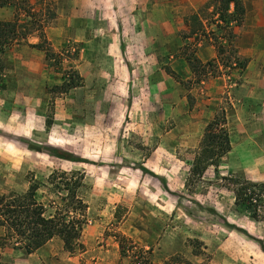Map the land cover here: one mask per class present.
Wrapping results in <instances>:
<instances>
[{"label":"rangeland","instance_id":"1","mask_svg":"<svg viewBox=\"0 0 264 264\" xmlns=\"http://www.w3.org/2000/svg\"><path fill=\"white\" fill-rule=\"evenodd\" d=\"M6 1L0 194L36 182L47 205L48 176L79 172L87 210L75 251L0 246V264H126L121 237L151 264H264V205L255 220L228 187L264 185V0H136L134 24L127 0L117 18L112 0ZM215 119L229 151L187 185Z\"/></svg>","mask_w":264,"mask_h":264},{"label":"trees","instance_id":"2","mask_svg":"<svg viewBox=\"0 0 264 264\" xmlns=\"http://www.w3.org/2000/svg\"><path fill=\"white\" fill-rule=\"evenodd\" d=\"M7 3L6 0H0V6H5ZM19 28L21 25L16 21H0V55L18 41ZM30 46L43 50L41 45ZM219 123L220 121L215 119L206 128L202 147L192 163L186 184H191L209 163L215 162L229 151L227 134ZM51 153L60 159L77 161L65 153L58 151ZM43 186L55 195V200L47 205L36 200V192L40 188V184L36 182L32 183L24 194H0V229L3 230L0 235L1 247L12 246L23 250L26 254H31L54 238H58L63 243L65 251L73 252L80 247L79 240L87 210L81 197V191L85 188L83 174L54 171ZM228 187L234 194V204L246 209L256 220L264 205V185L232 177L228 179ZM120 240V253L122 259H126V264H151L148 251L138 249L124 237ZM193 248L197 249L195 246ZM165 264L189 263L170 260Z\"/></svg>","mask_w":264,"mask_h":264},{"label":"crops","instance_id":"3","mask_svg":"<svg viewBox=\"0 0 264 264\" xmlns=\"http://www.w3.org/2000/svg\"><path fill=\"white\" fill-rule=\"evenodd\" d=\"M113 2H114V8H113V13L115 14V16H116V18H117V16H118V11H119V7H118V0H112ZM117 1V2H116ZM203 1V0H202ZM135 3H136V0H127V7H126V11H123V12H126V15H128V17H130L131 18V20H132V22H133V24H134V21L136 20V18H135V9H136V7H135ZM144 4H145V0H144ZM156 5H159L158 3H156ZM146 11H148L147 10V7L144 9V10H142V12H146ZM145 15L146 14H144L143 16H142V20H139L138 22H140L141 23V25L142 26H144L145 25V22H148V19H145ZM147 15H148V13H147ZM123 20V19H122ZM116 24H118V20L116 19ZM121 25H122V22H121Z\"/></svg>","mask_w":264,"mask_h":264}]
</instances>
